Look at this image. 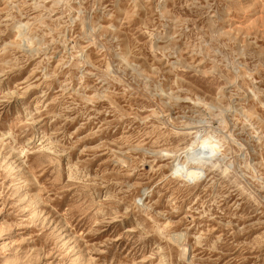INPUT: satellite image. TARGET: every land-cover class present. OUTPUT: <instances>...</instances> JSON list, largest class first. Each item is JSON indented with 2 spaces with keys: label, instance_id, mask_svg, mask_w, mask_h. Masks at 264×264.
Here are the masks:
<instances>
[{
  "label": "rangeland",
  "instance_id": "374dc122",
  "mask_svg": "<svg viewBox=\"0 0 264 264\" xmlns=\"http://www.w3.org/2000/svg\"><path fill=\"white\" fill-rule=\"evenodd\" d=\"M0 264H264V0H0Z\"/></svg>",
  "mask_w": 264,
  "mask_h": 264
}]
</instances>
